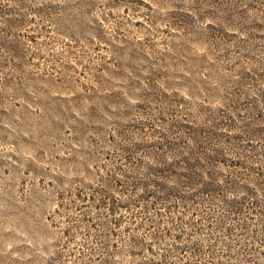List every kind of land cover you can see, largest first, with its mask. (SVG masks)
<instances>
[{"label":"rangeland","instance_id":"374dc122","mask_svg":"<svg viewBox=\"0 0 264 264\" xmlns=\"http://www.w3.org/2000/svg\"><path fill=\"white\" fill-rule=\"evenodd\" d=\"M186 125L264 168V0H0V264H79L70 196Z\"/></svg>","mask_w":264,"mask_h":264},{"label":"trees","instance_id":"16d2710c","mask_svg":"<svg viewBox=\"0 0 264 264\" xmlns=\"http://www.w3.org/2000/svg\"><path fill=\"white\" fill-rule=\"evenodd\" d=\"M183 128L193 135L156 147L166 153L139 159L141 150L157 145L122 148L121 166L70 196L71 208L89 210L65 233L84 227L94 244L81 252L79 264H115L120 247L136 259L132 264H233L238 255L240 263L252 264L253 257L264 258V168L227 158L212 128Z\"/></svg>","mask_w":264,"mask_h":264}]
</instances>
